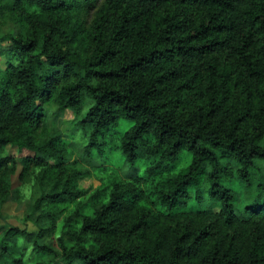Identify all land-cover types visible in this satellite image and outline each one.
<instances>
[{
    "label": "trees",
    "instance_id": "16d2710c",
    "mask_svg": "<svg viewBox=\"0 0 264 264\" xmlns=\"http://www.w3.org/2000/svg\"><path fill=\"white\" fill-rule=\"evenodd\" d=\"M95 1L83 20L76 0H0V24L14 25L0 30V202L14 173L6 146L44 180L37 230L0 229V264H264V0ZM55 84L87 155L119 117L131 122L118 144L128 163L155 158L150 172L190 154L151 207L134 181L104 197L80 187L90 171L65 166L64 141L32 135Z\"/></svg>",
    "mask_w": 264,
    "mask_h": 264
},
{
    "label": "rangeland",
    "instance_id": "374dc122",
    "mask_svg": "<svg viewBox=\"0 0 264 264\" xmlns=\"http://www.w3.org/2000/svg\"><path fill=\"white\" fill-rule=\"evenodd\" d=\"M76 1L78 2L80 17L87 20L96 1ZM13 27V23L9 20L0 24V30L2 31H11ZM8 42V40L0 41V45H6ZM84 42L87 48L89 46L88 39H85ZM1 59L2 56L0 55ZM1 66L2 61H0ZM55 88L56 84L52 87L46 100L41 102L43 117L33 126L32 135L40 138L55 134L64 141V146L67 149L65 166L73 165L90 171L88 176H84L79 180L78 185L80 187L89 190L102 187L99 195L104 197L108 186L112 182L134 181L141 193L146 195L142 198L144 204L151 207L153 205L152 200H155L153 193L158 182L166 175L176 173L189 162L190 154L182 150L173 160L163 159L157 162L150 172L146 170V167L152 164L155 158L140 157L133 164L128 163L118 147L120 133L128 128L131 123L125 117H119L115 123L105 129L103 136L99 137L103 140L100 148H93L91 154L87 155L83 148L87 140V131H83L82 128L74 125V118H77L78 115L74 117L72 111L68 109L60 110L57 107L56 102L52 99ZM3 152L13 158L14 173L11 176L12 182L9 192L6 198L0 202V229L8 225H15L28 231H35L37 228L30 219L34 216L30 212L31 205L34 197L39 194L41 187L44 185V180L31 162L21 159V156L27 153L25 149L19 151L14 147L6 146ZM49 162L57 164L59 161L51 159ZM231 184H234V181H231ZM236 188L241 189L239 185ZM241 194L244 195V191ZM259 194L264 196V191L260 189ZM248 198H253V194L249 193ZM196 206H210L217 210L219 204L205 200L201 202L192 200L187 204L188 208H196ZM57 233L58 226L49 238L54 240L53 238ZM46 258H50L47 264H63L59 256L50 257L49 255Z\"/></svg>",
    "mask_w": 264,
    "mask_h": 264
}]
</instances>
